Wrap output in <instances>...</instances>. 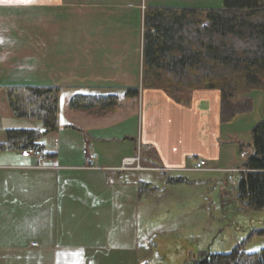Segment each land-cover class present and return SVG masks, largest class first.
Instances as JSON below:
<instances>
[{
	"label": "crops",
	"instance_id": "crops-1",
	"mask_svg": "<svg viewBox=\"0 0 264 264\" xmlns=\"http://www.w3.org/2000/svg\"><path fill=\"white\" fill-rule=\"evenodd\" d=\"M221 5L0 0V264H152L153 255L155 264H170L164 253L180 244L181 264L204 253L202 194L222 177L189 170L198 160L218 169L241 164L237 144L249 141H240L233 128L240 116L221 124L217 91L189 92L185 104L160 90H140L137 99L124 92L143 76L146 9ZM10 86L60 90L57 129L38 142V161L21 158V143L8 144V131L42 130L14 116L6 97ZM77 95H115L119 101L115 111L93 115L70 109ZM87 146L97 156V170L84 168ZM138 147L149 150L143 164L174 171H105L119 168ZM255 224L263 228L264 218Z\"/></svg>",
	"mask_w": 264,
	"mask_h": 264
},
{
	"label": "trees",
	"instance_id": "trees-1",
	"mask_svg": "<svg viewBox=\"0 0 264 264\" xmlns=\"http://www.w3.org/2000/svg\"><path fill=\"white\" fill-rule=\"evenodd\" d=\"M220 9L149 8L143 15L141 89L160 90L177 104L198 90L217 91L220 122L231 123L251 111L253 92L264 95V0H221ZM8 105L17 119L37 122L36 130H11L8 144L21 143L23 151L42 150L38 142L57 129L60 90L36 86L6 87ZM137 88L124 98L137 99ZM242 97V100H237ZM115 95H77L73 110L102 115L114 111ZM250 141L237 144L243 170L233 191L246 211L264 210V100L262 118L250 128ZM5 149V147H0ZM264 236V227L251 233L226 253H202L184 264H264V247L247 253L244 245ZM147 264V263H143Z\"/></svg>",
	"mask_w": 264,
	"mask_h": 264
},
{
	"label": "rangeland",
	"instance_id": "rangeland-1",
	"mask_svg": "<svg viewBox=\"0 0 264 264\" xmlns=\"http://www.w3.org/2000/svg\"><path fill=\"white\" fill-rule=\"evenodd\" d=\"M137 89L139 90V92L140 90H143L141 89L140 82ZM249 97L251 98L250 113L241 115L238 119H236L237 121H235L233 125V128L238 132L240 141L242 142L250 141V129H246L248 127V123L254 125L262 118V105L264 100L263 93L253 92L249 95ZM237 100H242V97H238ZM148 151L149 150L146 147H138L136 155L133 158H138L139 167L123 170L121 173L129 171L135 173L149 170L157 172V169L164 168L162 166H149V164H143L141 162V157H149ZM97 169L98 168L95 165V169L87 170ZM109 170L113 171V169H105V171ZM211 185L212 183H210L209 189L204 191L202 194V205L204 206L201 211L202 234L200 240L202 241L203 245L202 251L206 253L209 252L210 254L226 253L231 251L234 246L238 245L240 242L246 239V237L251 233V228L254 230L261 229L259 228L260 225L255 223L258 220H263L264 215L262 213H253L250 211H246L245 208L239 203V201L236 200L233 191H229L227 195L223 194V191H227L229 189L226 184L223 183L222 178L218 179V181L216 182V186L213 189H210ZM232 215H234L235 217L234 220L231 217ZM224 217L226 219H224ZM250 222H252V226H250ZM243 231H245V233ZM170 242L176 243V240H171ZM263 247L264 236H253L250 241L246 243V245H244V250L247 253H254ZM180 249L181 244L176 248L174 247V249H171L164 253L166 261H168L170 264H181L183 258L182 255H180ZM155 256L156 255H153V257H151V260L153 261L152 264H155L154 262L157 260H155Z\"/></svg>",
	"mask_w": 264,
	"mask_h": 264
},
{
	"label": "built area",
	"instance_id": "built-area-1",
	"mask_svg": "<svg viewBox=\"0 0 264 264\" xmlns=\"http://www.w3.org/2000/svg\"><path fill=\"white\" fill-rule=\"evenodd\" d=\"M82 157L84 159V167L86 169H95V163L97 156L95 152L90 147H85L82 149ZM21 158L29 159L33 158L35 160H40L42 158V152L38 149H27L21 153ZM138 158H125L122 160L121 165L119 168H115L113 170L122 172L123 170L127 169H134L138 168ZM35 168H40L39 166H36ZM174 170L162 168L157 169V173L161 176H166L169 173L173 172ZM191 172H209V173H216L219 174L222 177L223 183L226 184V186L230 189H235L237 182L243 173L242 169L239 168H226V169H218L209 166L204 160H198L194 166L189 170ZM216 183L213 182L211 187H215ZM32 247H35V245H32Z\"/></svg>",
	"mask_w": 264,
	"mask_h": 264
}]
</instances>
